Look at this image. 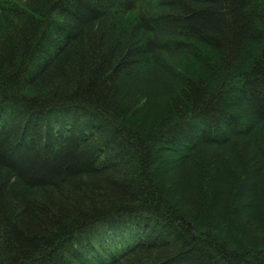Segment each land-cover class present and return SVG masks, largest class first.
<instances>
[{"label":"trees","instance_id":"obj_1","mask_svg":"<svg viewBox=\"0 0 264 264\" xmlns=\"http://www.w3.org/2000/svg\"><path fill=\"white\" fill-rule=\"evenodd\" d=\"M0 264H264V0H0Z\"/></svg>","mask_w":264,"mask_h":264}]
</instances>
